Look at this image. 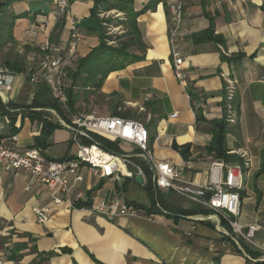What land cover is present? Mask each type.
Instances as JSON below:
<instances>
[{
    "label": "crops",
    "instance_id": "0c3cea01",
    "mask_svg": "<svg viewBox=\"0 0 264 264\" xmlns=\"http://www.w3.org/2000/svg\"><path fill=\"white\" fill-rule=\"evenodd\" d=\"M150 1L134 0L136 10L141 11ZM178 2L183 5L184 15L176 42L183 58L188 89L176 79L172 57L171 31L175 23L171 8ZM94 6V0H71L70 12L81 21L84 32L77 59L90 53L80 56L85 40L101 41V25L91 17ZM8 9L16 15L27 14L15 21L13 38L19 48L39 58L40 51L25 44L26 30L35 20L45 19L49 22L48 32L53 31L54 0H16ZM137 24L146 48L133 53L142 60L108 76L98 93L103 106L90 114L100 117L122 114L142 122L152 136L151 151L158 162L180 165L185 161L180 148L190 145L187 161L190 165L183 170V176L200 185H206L209 165L216 161L207 152L213 139L210 122L226 118L230 151L247 149L251 157L240 223L261 228L255 234L254 244L227 236L211 222L197 220L202 214L181 215V211L196 207L172 191L155 189L149 166L136 157L137 149L131 144L117 143L120 149L128 147L127 152L120 155H131L126 164L120 163L122 174L97 179L84 168V182L77 185L74 196L82 194V203L139 205V215L108 220L72 209L66 203L54 205L48 188L38 183L32 174L3 168L0 173L1 264L257 262L247 251L259 254V261H264V173L257 177L264 151V0H162L155 10L141 15ZM211 27L214 36L221 38L224 45L215 41L193 42V34ZM61 37L69 38L67 29L62 30ZM230 82L235 88L234 100L239 105L235 109V124L228 120ZM19 84L23 86L13 93L10 102L18 108L6 106L0 99L1 134L18 135V143L10 145L21 153L37 148L47 159L57 162L74 157L76 147L71 142V132L68 140L56 142L54 131L63 128L47 120L46 112L29 109L40 85L20 78ZM189 91L195 97L193 103ZM175 113L177 117L173 118ZM197 114L204 120H198ZM3 120L5 125L1 123ZM45 123L58 127L47 133ZM27 127L34 129L26 130ZM139 175L143 176L142 184L135 180ZM151 182L156 207L148 192ZM133 183L146 190L148 197L139 198L131 193ZM36 208L49 210L46 223H38Z\"/></svg>",
    "mask_w": 264,
    "mask_h": 264
},
{
    "label": "built area",
    "instance_id": "2783aa9c",
    "mask_svg": "<svg viewBox=\"0 0 264 264\" xmlns=\"http://www.w3.org/2000/svg\"><path fill=\"white\" fill-rule=\"evenodd\" d=\"M54 6L53 31L57 25H60L63 30H68L69 38L63 39L60 30L57 38L53 39V31L48 32L49 22L45 19H37L31 23L26 30L25 44L40 51L39 58L31 55L28 59L33 63L37 59L38 63L20 74L0 65V99L6 106L12 101L16 76L32 85L48 86L60 110L35 109L34 111L46 112L47 120L71 132V142L76 147V154L74 157L57 162L47 159L37 148L28 149L24 153L18 152L10 145L11 142L18 143V135L3 136L0 128V173L3 168H7L32 174L38 183L48 188L54 205L66 203L72 209L86 211L108 220L118 217H135L140 212L136 206L126 203L106 205L92 202L90 206L78 208L77 204L82 203L84 197L82 194L74 196L77 185L84 182V168L89 169L97 179L112 178L122 174L120 163L126 164L131 157V155H120L106 150L95 140L94 135L108 138L115 143L131 144L137 149L136 157L149 166L155 189L172 191L196 208L209 211V214L199 215L196 219L213 223L217 230L227 236L235 237L236 240L243 239L254 244L255 234L261 228L257 225L244 226L240 223L242 195L251 168L249 151L239 149L229 152L231 155L238 156L241 162L214 161L211 163L208 168V181L206 185H200L185 180L183 170L190 165L187 161L175 166L153 159L151 148L154 141L142 122L122 116L100 117L72 110L68 93L72 87L71 70L78 60L79 44L84 39V32L81 21L70 12L71 0H54ZM171 14L175 23V28L171 31L174 74L180 85L188 89L183 58L176 42V35L183 21V5L179 2L173 5ZM41 36L44 37L42 41H40ZM230 86L228 102L232 101L235 95L232 83ZM228 111L231 113V106L228 107ZM231 116L233 118L229 117L228 120L235 124L236 113ZM172 117L176 118L177 113ZM34 212L38 223L44 224L49 220L48 209L36 208Z\"/></svg>",
    "mask_w": 264,
    "mask_h": 264
},
{
    "label": "trees",
    "instance_id": "16d2710c",
    "mask_svg": "<svg viewBox=\"0 0 264 264\" xmlns=\"http://www.w3.org/2000/svg\"><path fill=\"white\" fill-rule=\"evenodd\" d=\"M16 0H0V49H4L7 46L16 45L13 38L12 29L16 20L25 18L26 13L16 15L11 11V6ZM95 6L91 11V17L98 20V15L101 12H108L117 10L119 12L128 15L129 24L131 30L125 35L119 48L109 46L105 40H103L102 27L100 26V44L93 49L86 57L77 60L75 67L71 70L72 87L69 90V105L72 110L76 109L80 92H83L87 97L98 96L105 80L108 76L114 72L122 71L132 64H136L142 60V57L131 52V50H145V45L142 42L141 32L138 28L137 19L145 14L149 10H155L156 6L162 2V0L150 1L141 11H137L135 8L134 0H94ZM100 24V23H99ZM214 25V23H213ZM62 31V27L57 25L53 31V39H56L58 32ZM193 42L195 44L215 41L220 45H224L221 38L214 36L213 27L205 30L201 33L192 35ZM5 67L12 71L21 73L25 71L24 66L20 65L16 60H7ZM191 102L193 103L195 97L191 91L188 92ZM235 109H238V102L235 101ZM2 107V103H0ZM10 108H18V105L10 103ZM29 109H57L60 110L58 103L50 97V89L46 85H40L38 92L32 102ZM40 115V114H38ZM117 116H122L118 114ZM200 115L197 114V119L200 120ZM201 120H204L201 118ZM210 132L213 135V139L207 152L216 161H222L225 163H237L241 162V159L236 155L229 154L230 149L227 145V135L229 133V124L226 118L222 120H215L210 122ZM58 126L45 123L44 130L49 133ZM95 140L103 146L106 150L121 154L122 151L117 143H112L104 138L95 136ZM45 146V144H41ZM191 146L187 145L180 148V152L185 161H188L189 150ZM144 170L148 171V167L142 164ZM264 173V151L262 155V167L257 174L259 177ZM148 192L154 200V207L157 205L153 185L148 188ZM91 202L78 203V208L90 206ZM136 207H140L136 205ZM209 211H203L201 209L192 208L190 210L181 211L183 216H194L199 214H209ZM247 254L257 262L253 264H264V261H259L260 255L251 251H247ZM251 262V261H249Z\"/></svg>",
    "mask_w": 264,
    "mask_h": 264
},
{
    "label": "rangeland",
    "instance_id": "374dc122",
    "mask_svg": "<svg viewBox=\"0 0 264 264\" xmlns=\"http://www.w3.org/2000/svg\"><path fill=\"white\" fill-rule=\"evenodd\" d=\"M35 12H32V15H34ZM129 17L128 15H125L122 12H119L117 10L113 11H108V12H101L98 15V22L100 23L102 27V34H103V40L112 47H117L119 48L125 35L131 30V26L129 24ZM100 44L99 41H88L85 40L81 45L82 49L80 50V56H85L89 52H91L93 49H95L98 45ZM90 50V51H89ZM134 50H131L133 52ZM29 51L26 49H21L18 47V45H12V46H7L4 49H0V65H5V62L7 60H16L21 66L23 65L24 68H32L35 66L34 64L38 63L37 59L35 62H31L28 60L30 58ZM23 85L19 84V79L15 80L14 83V92L20 88ZM22 88V87H21ZM30 85L27 86L26 92L29 91ZM229 95V92H228ZM227 95V101L229 96ZM29 99V98H28ZM232 107L231 113L228 111V116L230 118H233L235 113V100L233 98L232 101L228 103ZM103 104L99 100L98 96H91L87 97L83 92H80V97L77 102V109L79 112H89L92 113L94 111H99L102 108ZM101 115H104L100 113ZM228 117V119H229ZM5 120H3L1 123L5 125ZM29 125V121L27 122ZM34 128H28L26 130H33ZM9 131V130H8ZM54 137L56 138V142L58 141H66L70 138V132L65 130V129H58L54 131ZM66 144V143H64ZM63 144V145H64ZM66 146V145H64ZM128 148L124 146L122 147L121 150L123 153L127 152L125 149ZM75 152L76 150L73 149ZM131 193L135 194L139 198H144V196L147 198V192L144 190L142 187L136 185L133 183L132 185V190ZM244 193V192H243Z\"/></svg>",
    "mask_w": 264,
    "mask_h": 264
},
{
    "label": "water",
    "instance_id": "95a60500",
    "mask_svg": "<svg viewBox=\"0 0 264 264\" xmlns=\"http://www.w3.org/2000/svg\"><path fill=\"white\" fill-rule=\"evenodd\" d=\"M136 182L138 183V184H142L143 183V176L142 175H139V176H137L136 177Z\"/></svg>",
    "mask_w": 264,
    "mask_h": 264
}]
</instances>
